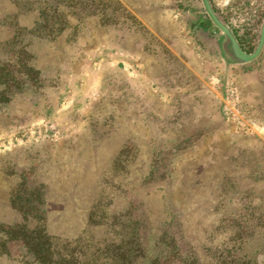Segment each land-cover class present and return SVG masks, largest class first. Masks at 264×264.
<instances>
[{
	"label": "rangeland",
	"instance_id": "374dc122",
	"mask_svg": "<svg viewBox=\"0 0 264 264\" xmlns=\"http://www.w3.org/2000/svg\"><path fill=\"white\" fill-rule=\"evenodd\" d=\"M208 2L254 52L264 0ZM225 42L203 0H0V264H47L33 228L52 264H264V42Z\"/></svg>",
	"mask_w": 264,
	"mask_h": 264
},
{
	"label": "water",
	"instance_id": "95a60500",
	"mask_svg": "<svg viewBox=\"0 0 264 264\" xmlns=\"http://www.w3.org/2000/svg\"><path fill=\"white\" fill-rule=\"evenodd\" d=\"M203 3H204V6L211 20L219 27V29L222 31L224 36L227 38L224 44V49L232 58H234L237 62H248V61L253 60L259 55L262 49L263 42H264V21L261 27L258 47L256 48L254 52L249 54V53H246L241 48V46L238 44L237 40L235 39L231 31L218 20V18L215 16L213 11L211 10L208 0H203Z\"/></svg>",
	"mask_w": 264,
	"mask_h": 264
},
{
	"label": "trees",
	"instance_id": "16d2710c",
	"mask_svg": "<svg viewBox=\"0 0 264 264\" xmlns=\"http://www.w3.org/2000/svg\"><path fill=\"white\" fill-rule=\"evenodd\" d=\"M38 27H39V24H36L35 28L38 29ZM226 40H227V38H226ZM223 50L226 52V50L224 49V44H223ZM226 54H228V53L226 52ZM23 213L27 214L28 212L27 211H23ZM16 228H19V227H16ZM24 229H25V227H24ZM25 232H28V234H29L28 236L33 240V244L36 243V241L34 240V237L36 239H38V236L41 237V238H44V241L46 243H48V246H47V251L45 252V255L43 256V260H41V262L42 263H47V264H52V262H53L52 258H53V255H55V251L50 247V244H51L50 241H49L50 236H48L47 234L46 235L43 234V230H40L38 228H33L31 230L26 229ZM24 236H25V233L23 234V237ZM32 252H33V254L36 255V250H32Z\"/></svg>",
	"mask_w": 264,
	"mask_h": 264
}]
</instances>
